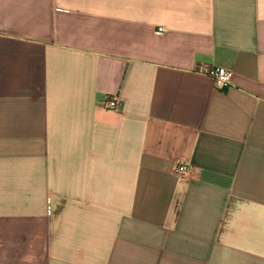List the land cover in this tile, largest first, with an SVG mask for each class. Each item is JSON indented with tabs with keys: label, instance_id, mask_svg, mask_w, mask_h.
<instances>
[{
	"label": "crops",
	"instance_id": "0c3cea01",
	"mask_svg": "<svg viewBox=\"0 0 264 264\" xmlns=\"http://www.w3.org/2000/svg\"><path fill=\"white\" fill-rule=\"evenodd\" d=\"M0 264H264V0H0Z\"/></svg>",
	"mask_w": 264,
	"mask_h": 264
},
{
	"label": "built area",
	"instance_id": "2783aa9c",
	"mask_svg": "<svg viewBox=\"0 0 264 264\" xmlns=\"http://www.w3.org/2000/svg\"><path fill=\"white\" fill-rule=\"evenodd\" d=\"M163 32L162 28H159L156 32L160 35ZM207 74L211 77L214 86L217 90H224L230 85L232 79V72L226 68H208ZM102 107L106 110H117L120 106V101L117 96L107 95L101 102ZM176 175L184 176L192 173V168L186 165H178L174 169Z\"/></svg>",
	"mask_w": 264,
	"mask_h": 264
}]
</instances>
